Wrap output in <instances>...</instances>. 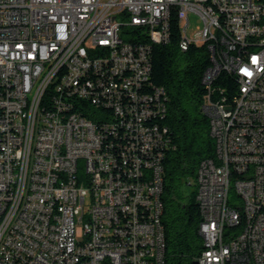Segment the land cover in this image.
I'll use <instances>...</instances> for the list:
<instances>
[{
	"label": "built area",
	"instance_id": "2783aa9c",
	"mask_svg": "<svg viewBox=\"0 0 264 264\" xmlns=\"http://www.w3.org/2000/svg\"><path fill=\"white\" fill-rule=\"evenodd\" d=\"M174 13L210 53L197 263L264 264V0H0V264H166Z\"/></svg>",
	"mask_w": 264,
	"mask_h": 264
},
{
	"label": "trees",
	"instance_id": "16d2710c",
	"mask_svg": "<svg viewBox=\"0 0 264 264\" xmlns=\"http://www.w3.org/2000/svg\"><path fill=\"white\" fill-rule=\"evenodd\" d=\"M181 23L171 17V40L153 44L152 80L168 92V111L164 123L170 142L164 156V212L166 264H198L204 241L200 232L202 214L197 201L200 162L215 155V139L210 118L202 109L208 92L203 76L210 65L206 45L190 44L182 50ZM224 76V75H223ZM222 77V76H221ZM234 77L225 74V80ZM189 186L187 199L182 187Z\"/></svg>",
	"mask_w": 264,
	"mask_h": 264
},
{
	"label": "rangeland",
	"instance_id": "374dc122",
	"mask_svg": "<svg viewBox=\"0 0 264 264\" xmlns=\"http://www.w3.org/2000/svg\"><path fill=\"white\" fill-rule=\"evenodd\" d=\"M203 27V22L198 16V14L192 12L191 13V23L188 28V35L191 37L195 36L196 33ZM190 187L189 186H183L182 187V193L184 195V199H187V194L189 193Z\"/></svg>",
	"mask_w": 264,
	"mask_h": 264
},
{
	"label": "water",
	"instance_id": "95a60500",
	"mask_svg": "<svg viewBox=\"0 0 264 264\" xmlns=\"http://www.w3.org/2000/svg\"><path fill=\"white\" fill-rule=\"evenodd\" d=\"M196 263H197V261H196Z\"/></svg>",
	"mask_w": 264,
	"mask_h": 264
}]
</instances>
